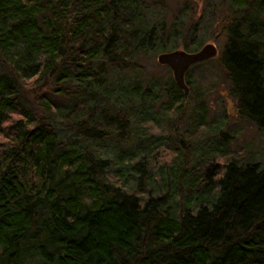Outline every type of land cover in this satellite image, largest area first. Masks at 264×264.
I'll return each mask as SVG.
<instances>
[{"label": "trees", "instance_id": "1", "mask_svg": "<svg viewBox=\"0 0 264 264\" xmlns=\"http://www.w3.org/2000/svg\"><path fill=\"white\" fill-rule=\"evenodd\" d=\"M210 1L0 0V264H264V155L207 143L202 95L157 165L192 87L141 61L210 33L264 129V0Z\"/></svg>", "mask_w": 264, "mask_h": 264}, {"label": "rangeland", "instance_id": "2", "mask_svg": "<svg viewBox=\"0 0 264 264\" xmlns=\"http://www.w3.org/2000/svg\"><path fill=\"white\" fill-rule=\"evenodd\" d=\"M145 1L148 2L152 0ZM164 1L171 10L175 9L174 6L179 0ZM196 1L198 2L197 6L199 12L200 7L207 9L211 5L210 0ZM216 35V32L212 35L210 33L209 38L205 40L204 44L214 43L218 50L217 56L201 65H193L187 73V77L190 79L192 87V98L188 100L186 105L188 113L178 117L177 127L179 129V134H171L168 138V143L164 146V148H160V152H158L156 158L158 163L157 165L164 160H170L174 154L173 148L179 147L176 143L182 142L181 134L187 128V119L192 116L191 111L197 104L199 95H202L203 97V102L205 103L207 111V121L210 123L209 132L206 137L207 143L210 142L212 145L219 144L222 146V149H224L227 145L231 148L247 145L257 153L264 155V129L260 130L257 126L253 125L239 114L236 101L230 94V82L220 64V56L224 51L225 39L222 35ZM261 46L263 48H261L260 51L264 52V37ZM178 49L182 48L180 47ZM157 55L158 54L155 56L148 55L141 61L144 71L149 73V76H147L144 80L149 81L155 79L163 84L168 82L170 76L172 75H170L165 66L158 64ZM2 68L3 66H0V74L2 73ZM142 77L143 76H139L138 80L142 79ZM39 89L43 90V88ZM56 102L58 105H64L63 100L60 98H58ZM151 130L154 133L160 131L156 126ZM184 143L185 147L186 145L190 146L188 141H184ZM204 145L201 143L200 147ZM218 159L220 160V158Z\"/></svg>", "mask_w": 264, "mask_h": 264}, {"label": "water", "instance_id": "3", "mask_svg": "<svg viewBox=\"0 0 264 264\" xmlns=\"http://www.w3.org/2000/svg\"><path fill=\"white\" fill-rule=\"evenodd\" d=\"M217 54L218 50L214 43H206L194 52L175 49L159 53L157 62L171 71L174 83L183 91L184 98L187 99L190 93L185 80L188 70L195 64L215 58Z\"/></svg>", "mask_w": 264, "mask_h": 264}, {"label": "clouds", "instance_id": "4", "mask_svg": "<svg viewBox=\"0 0 264 264\" xmlns=\"http://www.w3.org/2000/svg\"><path fill=\"white\" fill-rule=\"evenodd\" d=\"M0 140H2V137H0Z\"/></svg>", "mask_w": 264, "mask_h": 264}]
</instances>
